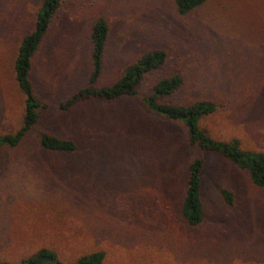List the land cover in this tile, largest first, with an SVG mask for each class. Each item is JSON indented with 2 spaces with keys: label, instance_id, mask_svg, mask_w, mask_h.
<instances>
[{
  "label": "rangeland",
  "instance_id": "1",
  "mask_svg": "<svg viewBox=\"0 0 264 264\" xmlns=\"http://www.w3.org/2000/svg\"><path fill=\"white\" fill-rule=\"evenodd\" d=\"M40 3L0 0V135L21 126L13 60ZM97 18L108 25L97 88L163 49V65L144 76L139 95L177 74L183 84L166 102L212 101L217 110L200 126L264 154V0H207L188 16L172 0H58L30 69L49 108L18 146L0 149V264H21L40 248L65 264L91 251L103 252L102 264H264V189L219 156L203 155V222L183 221L186 167L200 153L180 122L148 114L137 98L54 108L86 84ZM37 132L72 140L78 154L41 151ZM220 188L232 194L231 207Z\"/></svg>",
  "mask_w": 264,
  "mask_h": 264
},
{
  "label": "trees",
  "instance_id": "2",
  "mask_svg": "<svg viewBox=\"0 0 264 264\" xmlns=\"http://www.w3.org/2000/svg\"><path fill=\"white\" fill-rule=\"evenodd\" d=\"M206 1L172 0V4L179 16H188ZM57 8L58 0H41L31 30L19 39L13 60V77L18 91L23 96L21 126L13 134L0 135V149L18 146L37 124L40 113L49 108L35 95L30 80V69L32 57L38 50ZM107 34L106 21L102 18L94 20L89 32L91 71L86 84L59 102L54 107L57 111L67 112L89 101L111 103L119 99L137 98L148 114L166 121L180 122L186 132L187 146L197 149L200 153L189 161L185 173L180 215L188 227H197L204 220L200 199L204 154L219 156L238 170L245 172L252 185L264 189V154L262 152L242 149L236 138L227 141L217 140L200 126L201 119L214 114L217 110V106L212 101L195 100L183 105L166 102V98L174 94L183 84L179 75L172 74L161 78L152 85L149 94L139 95L138 85L147 73L163 65L166 59L165 50L154 49L142 53L125 67L116 82L107 87L97 88L95 83L101 70ZM36 137L38 147L43 152L69 156L79 152L72 140L56 138L45 132H37ZM217 194L225 206H232L233 196L229 191L220 188ZM103 258L102 251H91L66 264H102ZM21 264L65 263L59 261L53 250L40 248L23 258Z\"/></svg>",
  "mask_w": 264,
  "mask_h": 264
}]
</instances>
